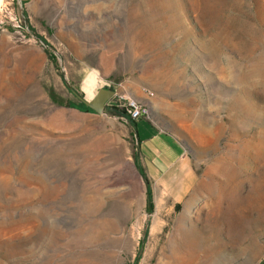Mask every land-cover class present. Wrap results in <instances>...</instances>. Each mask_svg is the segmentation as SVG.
Returning a JSON list of instances; mask_svg holds the SVG:
<instances>
[{"label": "rangeland", "instance_id": "1", "mask_svg": "<svg viewBox=\"0 0 264 264\" xmlns=\"http://www.w3.org/2000/svg\"><path fill=\"white\" fill-rule=\"evenodd\" d=\"M66 79L117 94L98 114ZM128 98L192 155L185 202L145 176ZM263 259L264 0H0V264Z\"/></svg>", "mask_w": 264, "mask_h": 264}, {"label": "crops", "instance_id": "2", "mask_svg": "<svg viewBox=\"0 0 264 264\" xmlns=\"http://www.w3.org/2000/svg\"><path fill=\"white\" fill-rule=\"evenodd\" d=\"M135 137L145 176L162 200L181 203L198 184L197 167L183 141L145 118L136 119ZM155 206V199L152 200Z\"/></svg>", "mask_w": 264, "mask_h": 264}, {"label": "water", "instance_id": "3", "mask_svg": "<svg viewBox=\"0 0 264 264\" xmlns=\"http://www.w3.org/2000/svg\"><path fill=\"white\" fill-rule=\"evenodd\" d=\"M66 83L71 91L89 108L94 110L98 114H103L106 112L108 102L117 94V89L114 84H104L100 86L95 95L91 99H86L82 94L78 92L72 83L66 79ZM152 202L149 201V212L152 209ZM261 264H264V259Z\"/></svg>", "mask_w": 264, "mask_h": 264}, {"label": "bare ground", "instance_id": "4", "mask_svg": "<svg viewBox=\"0 0 264 264\" xmlns=\"http://www.w3.org/2000/svg\"><path fill=\"white\" fill-rule=\"evenodd\" d=\"M122 173V172H121ZM125 176V175H124ZM120 177V176H119ZM127 177V176H126ZM118 178V177H117ZM115 179V178H114ZM116 181V180H115ZM241 183V182H240ZM239 183V184H240ZM242 184V183H241ZM224 185V184H223ZM208 187H209V185H208ZM235 187H236V189L238 190V187H239V185H235ZM221 188H222V185H221ZM229 189V188H228ZM235 189V190H236ZM242 189H243V187H242ZM221 190V189H220ZM226 191H228L227 189H223L222 188V190L220 191V193L222 192V193H224L225 194V192ZM231 192V191H230ZM208 193V192H207ZM235 193V195H233V194H231V195H228V198H225V197H222V198H220V203H219V206L217 207L218 208V210H217V212L220 214V218L221 217H223V214H226V212H228L230 209H231V207L232 206H236V204H240L241 206H245L246 205V203H249V204H251V200H250V198H249V196H247L246 198H242V196H241V193L240 194H238L236 191L234 192ZM228 194V193H227ZM220 196V195H219ZM225 196V195H224ZM239 206V205H238ZM237 206V207H238ZM225 207H228V208H226L225 209ZM239 208H241L240 206H239ZM247 208V207H246ZM237 209V208H236ZM242 209V208H241ZM238 210H240V209H238ZM237 210V211H238ZM231 211H233V210H231ZM243 211V210H242ZM236 212V211H235ZM239 212V211H238ZM235 214V213H234ZM239 214V213H238ZM235 215H237V214H235ZM244 218V217H243ZM240 230V229H239ZM238 230V231H239Z\"/></svg>", "mask_w": 264, "mask_h": 264}, {"label": "built area", "instance_id": "5", "mask_svg": "<svg viewBox=\"0 0 264 264\" xmlns=\"http://www.w3.org/2000/svg\"><path fill=\"white\" fill-rule=\"evenodd\" d=\"M148 96H153L154 92L146 90ZM127 111L131 118L138 119L145 116L148 113V107L134 98L127 99Z\"/></svg>", "mask_w": 264, "mask_h": 264}, {"label": "trees", "instance_id": "6", "mask_svg": "<svg viewBox=\"0 0 264 264\" xmlns=\"http://www.w3.org/2000/svg\"><path fill=\"white\" fill-rule=\"evenodd\" d=\"M49 56H50L51 61H52L56 66H58V60H57L56 55L53 54V53H50ZM57 68H59V67H57ZM59 69H60V68H59ZM50 92H51L50 94H51V96H52L53 101L63 103V100L60 101L52 91H50ZM82 107H84V108H86V109H90V108H89L88 106H86L85 104H82ZM127 112H128V111H127ZM128 115H129V113H128ZM129 117L131 118L130 115H129ZM135 122H136V121H135Z\"/></svg>", "mask_w": 264, "mask_h": 264}]
</instances>
